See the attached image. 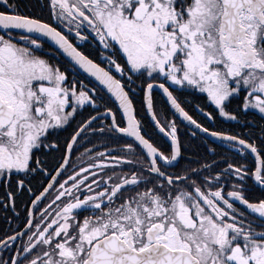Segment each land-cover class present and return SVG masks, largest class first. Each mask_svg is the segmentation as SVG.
Masks as SVG:
<instances>
[{
  "label": "snow or ice",
  "instance_id": "1",
  "mask_svg": "<svg viewBox=\"0 0 264 264\" xmlns=\"http://www.w3.org/2000/svg\"><path fill=\"white\" fill-rule=\"evenodd\" d=\"M0 264H264V0H0Z\"/></svg>",
  "mask_w": 264,
  "mask_h": 264
}]
</instances>
